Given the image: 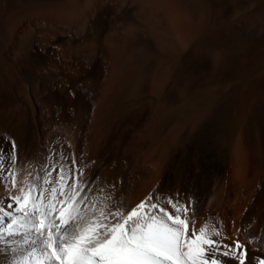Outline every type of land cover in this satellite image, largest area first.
I'll return each mask as SVG.
<instances>
[{
	"label": "bare ground",
	"instance_id": "6f19581e",
	"mask_svg": "<svg viewBox=\"0 0 264 264\" xmlns=\"http://www.w3.org/2000/svg\"><path fill=\"white\" fill-rule=\"evenodd\" d=\"M5 135L21 163L79 158L129 208L193 198L197 227L259 255L264 0H0Z\"/></svg>",
	"mask_w": 264,
	"mask_h": 264
},
{
	"label": "snow or ice",
	"instance_id": "6c2138e0",
	"mask_svg": "<svg viewBox=\"0 0 264 264\" xmlns=\"http://www.w3.org/2000/svg\"><path fill=\"white\" fill-rule=\"evenodd\" d=\"M11 144L0 149V254H13L6 264H264V248L253 256L219 223L197 227L193 198L185 204L154 190L129 208L114 185L94 187L79 158L21 163Z\"/></svg>",
	"mask_w": 264,
	"mask_h": 264
}]
</instances>
